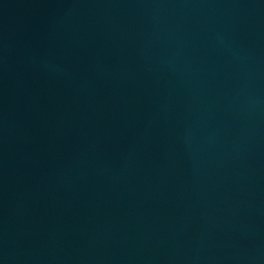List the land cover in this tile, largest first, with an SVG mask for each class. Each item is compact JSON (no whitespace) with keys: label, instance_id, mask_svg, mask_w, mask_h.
<instances>
[{"label":"water","instance_id":"95a60500","mask_svg":"<svg viewBox=\"0 0 264 264\" xmlns=\"http://www.w3.org/2000/svg\"><path fill=\"white\" fill-rule=\"evenodd\" d=\"M0 264H264V0H0Z\"/></svg>","mask_w":264,"mask_h":264}]
</instances>
